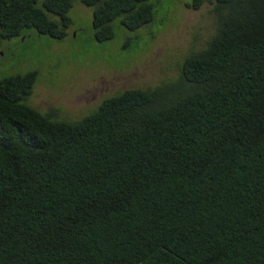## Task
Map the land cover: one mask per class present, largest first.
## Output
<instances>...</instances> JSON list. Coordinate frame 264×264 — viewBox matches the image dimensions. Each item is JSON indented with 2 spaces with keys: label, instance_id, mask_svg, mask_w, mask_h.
Listing matches in <instances>:
<instances>
[{
  "label": "trees",
  "instance_id": "16d2710c",
  "mask_svg": "<svg viewBox=\"0 0 264 264\" xmlns=\"http://www.w3.org/2000/svg\"><path fill=\"white\" fill-rule=\"evenodd\" d=\"M74 1L0 0V40L63 39ZM80 1L100 42L155 16ZM215 1L217 33L167 104L131 89L55 121L24 103L38 71L0 80V264H264V0Z\"/></svg>",
  "mask_w": 264,
  "mask_h": 264
},
{
  "label": "rangeland",
  "instance_id": "374dc122",
  "mask_svg": "<svg viewBox=\"0 0 264 264\" xmlns=\"http://www.w3.org/2000/svg\"><path fill=\"white\" fill-rule=\"evenodd\" d=\"M215 2L203 0L196 9L189 7L194 0H151V24L132 31L117 18L111 23L113 38L100 42L95 38V8L75 0L63 39L30 28L21 37L0 40V80L38 71L33 94L24 103L55 121L79 122L104 100L131 89L162 88L163 105L189 91L182 67L216 35Z\"/></svg>",
  "mask_w": 264,
  "mask_h": 264
}]
</instances>
